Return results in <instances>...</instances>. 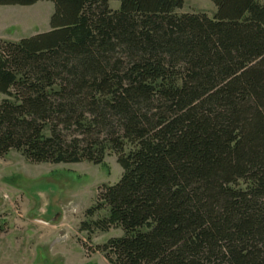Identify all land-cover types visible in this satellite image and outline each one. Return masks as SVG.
Wrapping results in <instances>:
<instances>
[{
    "label": "trees",
    "instance_id": "trees-1",
    "mask_svg": "<svg viewBox=\"0 0 264 264\" xmlns=\"http://www.w3.org/2000/svg\"><path fill=\"white\" fill-rule=\"evenodd\" d=\"M46 1L49 32L0 40V159L116 155L122 178L79 228L123 231L88 247L109 264H264V4Z\"/></svg>",
    "mask_w": 264,
    "mask_h": 264
},
{
    "label": "rangeland",
    "instance_id": "rangeland-1",
    "mask_svg": "<svg viewBox=\"0 0 264 264\" xmlns=\"http://www.w3.org/2000/svg\"><path fill=\"white\" fill-rule=\"evenodd\" d=\"M258 1L264 4V0ZM110 7L118 10L120 3L113 1ZM175 12L214 18L217 9L210 0H185ZM53 14L54 4L46 0L29 7L0 6V40L18 42L49 32ZM3 99L0 94V102ZM122 175L114 154L106 157L104 165L35 164L18 152L0 159V221L6 225L0 238V264H25L23 258L35 255V264H109L102 253H91L88 247L96 249L110 239L121 238L123 231L97 232L88 240L79 228L85 212L96 204L100 188L114 186ZM104 216L106 213L100 212L95 219ZM38 221L49 226L44 228ZM42 229L43 238L38 240L34 236ZM56 230L63 240L58 248L51 236Z\"/></svg>",
    "mask_w": 264,
    "mask_h": 264
},
{
    "label": "crops",
    "instance_id": "crops-1",
    "mask_svg": "<svg viewBox=\"0 0 264 264\" xmlns=\"http://www.w3.org/2000/svg\"><path fill=\"white\" fill-rule=\"evenodd\" d=\"M37 223H39V224H41V226H44V228L45 227H48L49 225H45L44 223H41L40 221H38ZM56 227V226H55ZM43 232V229L42 230H40V231H38V233H37V236H34V237H37L38 238V240H41V238H43L42 236L43 235H40V233L39 232ZM56 232H57V230L54 232V233H52L51 234V236H53L54 237V239L53 240H55V244H56V247L58 248L61 244H62V242H63V240H62V238H60V236L59 237H57L56 236ZM58 234V233H57ZM57 248L55 249V250H57ZM26 250H31V252L33 253V249L32 248H28V249H26ZM36 253V252H35ZM95 257V254H93L92 255V257ZM35 257V258H34ZM34 257H32L31 259L30 258H28V257H25V258H23V263H25V264H35L34 262L36 261V255L34 256ZM101 257V256H100ZM88 259H90L89 257H87ZM102 258V257H101ZM61 260H62V262H63V259L62 258H60L59 259V262H61ZM55 264V263H54Z\"/></svg>",
    "mask_w": 264,
    "mask_h": 264
}]
</instances>
